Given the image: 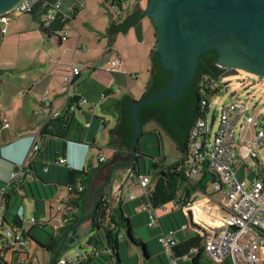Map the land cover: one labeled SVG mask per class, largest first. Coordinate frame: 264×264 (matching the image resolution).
<instances>
[{
    "label": "built area",
    "instance_id": "built-area-1",
    "mask_svg": "<svg viewBox=\"0 0 264 264\" xmlns=\"http://www.w3.org/2000/svg\"><path fill=\"white\" fill-rule=\"evenodd\" d=\"M119 14L122 8L118 3L125 0H106ZM85 4V0H75L67 10L62 8V0H19L12 8L0 13L1 35L7 32V26L11 18L22 15H33L40 19L42 28L48 32L58 33L60 41L68 39L73 27V20L78 9ZM60 22V23H59ZM56 24H60L55 27ZM56 28V31L52 29ZM82 49L87 48L83 45ZM120 62L117 58L112 61V66ZM81 72V68L73 66L72 74L64 77L69 85L67 98H76V90L71 88L74 78ZM214 79L210 75H204L200 79V110L201 114L193 123L187 138L185 159L176 166L184 177L202 178L208 174V182L212 185L215 193L222 194L219 201H215L212 195H206L202 214L205 218H196L193 208V197L179 188L175 199L165 204L160 209L165 213L182 210L188 217L189 222L182 225L181 230L192 229L203 238L200 246H193L189 254L177 257L173 248L179 242L177 230L164 231L159 241L168 252L172 264H180V260H188L198 254L201 249L204 257L213 264H260L264 262V114L260 110H249L245 101L233 99L220 106L219 115L213 112L217 123H210L207 119L208 112L214 107L213 98L206 96L207 91L214 92L217 85H213ZM215 93V92H214ZM86 98L71 103L68 111L74 112L80 104L86 103ZM61 115L58 110H53L48 117L54 118ZM10 123L6 118L2 120V129L8 128ZM239 135L236 136V129ZM40 148L37 137L32 135V140L24 158L12 166L5 184L0 186V250L4 252L0 263L7 264H45V257L38 256L37 251L31 253L24 232L33 224H49L55 232L66 225V214L74 210L69 205L72 192L84 190L81 185H67V194L57 204V210L63 212L61 218L48 219L45 215L27 217L23 204H18L16 210H11L14 197H22L25 194L23 185L32 177L29 167L33 161V155ZM104 161L101 156L94 162L95 166ZM58 164H68L65 157L57 160ZM247 168L248 174L256 176L248 181L239 176V171ZM47 170V169H46ZM129 178L141 188L139 197H142L140 210L149 213L148 224L154 226L159 223L158 209H155L147 200L154 191L155 183L152 176L143 172H136L129 168ZM15 184V191L10 192L9 187ZM138 196L131 194L129 200H135ZM52 201V200H49ZM50 206V214L53 209ZM16 220L18 221L16 223ZM19 250L22 257L15 259L13 252ZM63 251V250H62ZM57 257L55 264H78L85 257L86 251L79 249L75 254ZM50 257V255H49ZM47 256L46 264H53V259ZM49 260V261H48Z\"/></svg>",
    "mask_w": 264,
    "mask_h": 264
},
{
    "label": "crops",
    "instance_id": "crops-1",
    "mask_svg": "<svg viewBox=\"0 0 264 264\" xmlns=\"http://www.w3.org/2000/svg\"><path fill=\"white\" fill-rule=\"evenodd\" d=\"M74 1L62 0V8L67 10ZM105 3L110 6L109 3ZM145 6L141 2L129 9H125L124 6L117 19L110 20V22L120 24L133 10L142 12ZM79 11L75 14L70 36L64 41H60L58 35L44 31L38 17L26 14L11 19L9 26H7L8 35H2L0 41V75L14 79L18 77L17 84L13 85L17 91L14 93V89L11 87L13 90L10 89L8 92L10 93L8 97L11 99L7 103V112L19 118L16 123V131L11 132L9 130L12 127L11 123L8 128L2 129L3 144L14 142L12 145H18L14 154L8 152L5 154L8 159L10 158L9 162L12 166L13 163H18L24 158L31 143L32 135L37 137V142L41 146L46 144L47 137L40 136V133L53 110H58L62 115L69 113L67 112L69 105L78 102L81 98H86L87 102L80 104L74 112H70L68 140L65 149V157L69 167L88 169L90 163L103 156V167L96 173V178L105 171L107 176L113 162L130 157V153H127L130 148L127 146L119 145L114 140H112L114 144H109L110 131L121 122L118 101L125 94H130L137 100L148 92V84L153 74L152 55L156 43L154 26L148 16L142 15L122 33L117 32L112 39L111 46H109L106 28L110 22L105 23L106 20H104L102 23L100 20L97 27L92 26L89 21L92 17L89 16L87 22L84 17L79 18ZM24 43L27 45L23 48ZM83 45L87 48L85 51L82 49ZM117 58L120 59V62L113 67L112 61ZM73 66L81 68L80 74L74 78L70 85L77 92V100L75 99V101L67 98L69 85L64 80L66 75L72 74ZM0 80L2 81V78ZM9 88L10 85H8ZM145 134L147 132L142 134L140 139ZM102 148L111 151V158L107 162H105L106 157L102 153ZM155 161L158 162V160ZM125 168L129 171L130 167H117L112 186L106 190L109 193L112 192V196L114 195L115 206L119 205V199L125 201L122 182L116 181L120 169ZM158 175L156 178H152L153 183L158 179ZM8 176L9 173L0 172L1 180H7ZM191 178H193L191 183L184 184L181 182L182 187L180 188L186 193L187 190L190 191L189 196L193 197L197 203H194L193 206L197 212L196 218L209 220L207 216L202 214V208L207 201L206 192L202 191V186L199 183L201 178ZM195 184L197 187L193 188ZM93 187L86 200V211L87 207L93 203L94 192L91 196ZM96 189L97 187L94 191ZM139 194L135 195L139 197ZM201 194L204 196L198 197ZM138 197L135 200L138 203L135 209L139 211L142 220L149 219V213L139 209L142 201H139ZM126 212L128 213V211ZM157 212L159 224L162 226V232L159 233L161 235L167 231L163 227L162 220L168 221L166 217L169 220L171 217L160 208ZM45 214L46 211L43 215ZM175 217L180 223L177 215ZM181 224L184 225L185 223ZM147 246L150 251L149 242ZM46 254L50 255L48 252Z\"/></svg>",
    "mask_w": 264,
    "mask_h": 264
},
{
    "label": "trees",
    "instance_id": "trees-1",
    "mask_svg": "<svg viewBox=\"0 0 264 264\" xmlns=\"http://www.w3.org/2000/svg\"><path fill=\"white\" fill-rule=\"evenodd\" d=\"M106 2V0L104 1ZM119 8L124 7V2L118 3ZM141 16L140 12H135L132 16L122 20L120 24H116L117 29L125 30L128 26L132 25L138 17ZM60 23V22H59ZM60 24H56L55 27ZM52 29V31H56V28ZM44 31H47L43 29ZM2 39V35L0 34V41ZM217 61V53L215 51H209L202 53L197 69L194 73V77L188 85L187 89L182 93V95L176 99L174 103L170 102V98L156 101L150 104L141 105L138 108V114L142 123V126L148 124L149 122H155L163 131H165L169 137L177 144L179 149L182 151L185 150V143L187 141L186 137L183 136L182 133L179 132L185 131L187 128L188 132L201 114L199 101L201 98L200 95V77L204 75L210 76H219L222 73L221 67L216 65ZM210 63V64H209ZM152 64H153V74L151 81L148 84V92L141 98H145L147 96L153 95L164 89L172 80V73L170 71L165 70L162 67V64L159 59L158 52L154 50L152 55ZM77 100V98H73V101ZM135 102V99L130 94H125L119 101L118 106L121 111V122L114 129L110 131V141L109 144H114L112 139H114L115 133L121 134L123 136V142L131 147L133 131H134V120L132 116V106ZM69 112V111H67ZM71 113H66L64 115H59L54 118H50L42 127L40 136L47 137L46 144L40 145L38 151H36L33 155V161L31 163V167H29L32 177L27 180V182L23 185L25 190V194L22 197L30 196L37 203L41 200L47 202L46 200H51L49 198V192L51 195H54V189H58V185H81L84 190L81 192H72L70 197L69 205L74 207V210L70 213L66 214V225L60 228L62 232L61 236L57 235L55 230L52 229L49 224H33L30 226L28 230L24 232V237L28 241V237L33 239L32 230L36 227H40L44 230L51 228L53 230L51 232V240L48 244H43L39 242L35 237L34 241L36 243V248L38 245L41 248L50 254V257L53 259L57 249L59 248L63 235L89 211H86V200L90 190L92 189L94 178L98 170L103 167V163H99V165L95 166L94 162L89 164V168L76 169L71 168L67 164H58L57 160L60 157H65V149H66V141L68 140L67 132L70 123V115ZM2 121L0 122L1 127ZM178 131V133H176ZM2 134V133H1ZM139 150V147L137 148ZM129 153V151H127ZM66 158V157H65ZM138 159V157H137ZM179 163L174 164L172 173H168L165 171L158 175V179L155 182L154 191L149 195L147 200H149L152 206L155 209H159L165 204H169L172 202L179 190V185L181 180H186L189 178L184 177L179 171H176V166ZM16 163H13V166ZM156 165V163H155ZM131 167V169L136 172H142L139 168V163H136ZM47 169V170H46ZM109 173V171H108ZM107 173V175H108ZM165 175H169V178L165 177ZM209 175L206 173L200 179L199 183L202 186V191L206 192L207 182L209 180ZM39 179L41 182L42 190L39 186L40 183L36 181ZM6 181L0 179V186L5 184ZM197 184L193 185V188H196ZM16 189L15 184H12L9 187L10 192H14ZM109 192H101L98 194L97 198V209L92 219L90 220V230L93 232L87 238V245L89 248L84 249L86 251L85 257L79 261L78 264H102V261H106V255L111 257L113 253H117L118 245H119V234L122 230L126 231L127 235H130L132 242L137 245L144 246L146 248L145 255L147 257H151L147 242L144 240L138 239L135 235V227L132 218L138 212L136 211V206L138 203L135 200L121 201L119 199L118 206H112L109 202L108 197ZM187 195H190V191L187 190ZM142 201L144 200L142 197H138ZM132 202V203H129ZM197 204V203H195ZM126 205V208H124ZM194 206V205H193ZM128 211V213L126 212ZM171 214L175 217V212L172 211L167 213L169 217ZM139 215V212H138ZM140 217V215H139ZM172 218V217H171ZM173 223V219H171ZM176 219V217H175ZM177 221V220H176ZM18 221L16 220V223ZM177 226L181 229V223H178ZM173 224L174 230H176V225ZM80 226L77 227V230ZM184 231H188V235L179 238V242L173 248L174 254L177 257H181L184 254H189L190 250L193 246H200L202 241V236L198 232H192L190 229H186ZM99 243H102L100 247ZM29 245V242H28ZM28 249V247H27ZM22 254L21 251L15 250L13 255L16 258ZM4 252L0 250V259H3ZM202 249L201 251L192 257V264H202L201 258L203 257ZM102 258V259H100ZM7 264V262L0 263ZM112 264H121L120 257L116 258V261H112ZM228 264V263H223Z\"/></svg>",
    "mask_w": 264,
    "mask_h": 264
},
{
    "label": "water",
    "instance_id": "water-1",
    "mask_svg": "<svg viewBox=\"0 0 264 264\" xmlns=\"http://www.w3.org/2000/svg\"><path fill=\"white\" fill-rule=\"evenodd\" d=\"M18 2L19 0H0V13L9 10ZM135 12H140L141 16L146 15L151 19L156 34L154 50L158 52L162 67L172 73V80L158 93L135 100L132 106L134 131L129 150L130 157L110 165L106 181L94 191L92 211L63 235L53 257V264L67 241L69 244L74 242L77 227L92 219L97 209L98 194L111 186L117 167H129L138 163L137 148L142 134L151 130L161 132L165 148L163 162L168 166L176 164L184 157L185 150L179 149L155 122L142 126L138 114L141 105L168 98L174 103L193 79L201 54L209 51L217 53V66L228 69L221 74L222 77L240 69L264 76V0H147L142 12L133 10L124 19ZM123 31L117 29L116 24L112 22L108 24L106 33L109 37V46L114 35ZM114 136L112 140L119 145L127 146L121 134L115 133ZM13 143L1 145L0 155ZM142 250L145 254L144 246Z\"/></svg>",
    "mask_w": 264,
    "mask_h": 264
},
{
    "label": "rangeland",
    "instance_id": "rangeland-1",
    "mask_svg": "<svg viewBox=\"0 0 264 264\" xmlns=\"http://www.w3.org/2000/svg\"><path fill=\"white\" fill-rule=\"evenodd\" d=\"M105 0H86L85 4L81 6L78 10L79 11V18L84 17L86 21L88 22L89 19H87L89 16L92 17L89 21L91 22L92 26H98V21L101 20L103 23L104 20H106L105 23H109L110 20H116L118 17V14L115 13L113 8L109 5H107ZM107 2V1H106ZM147 4V0H125L124 1V6L125 9L133 8L137 5V3ZM108 3V2H107ZM27 15V14H26ZM13 19V18H11ZM10 24V23H9ZM9 26V25H8ZM55 34V33H52ZM56 33L55 35H57ZM4 35H8L7 32ZM25 44L23 45V48L25 47ZM32 48V46H31ZM2 81L0 80V122L4 118H8V122L12 124L11 132L16 131V123L19 121V118H17L15 115H12L11 113L7 112V106L8 102L10 101L11 98L8 97V93L11 89V87L14 89H11L14 91V93L17 91L16 87L13 85L17 84V78H8V77H1ZM214 79V84L217 85V90L214 92L212 91H207L206 96L209 98H213L215 101L214 107L208 112L207 114V119L208 121L212 124L217 123V118L213 117V112L215 110V113L219 115L220 112V106L224 103H227L233 99H237L239 101H245L247 102L249 106V110H260L264 114V76L256 75L250 72H247L245 70H237V72L234 71V73L227 75L225 77H222L219 75L217 78L212 76ZM8 85H10V88L8 89ZM84 104V103H83ZM30 114V113H29ZM2 126V124H1ZM1 128V127H0ZM5 133V131H4ZM236 136L239 135V129H236L235 132ZM4 143V138L3 135H0V144ZM18 145H11L8 149L4 150L2 152V155H0V172L4 173H9L12 169V165L9 162L8 157L5 155L6 152L10 154H14L15 151H17ZM139 149L138 151V163H139V168L143 173L150 174L152 178H156L157 175L162 171L165 173H172L173 166H168L165 164L164 161V155H165V148H164V142H163V137L160 131L158 130H151L147 132L141 139H139ZM98 153V152H97ZM102 153L106 157V161H109L111 158V151L106 148H102ZM261 154H264V148L261 150ZM155 160H158V165ZM187 162L188 160L185 159V154L184 157L177 163L181 162ZM96 161V160H95ZM11 166V167H10ZM173 169V170H172ZM104 173V175H103ZM102 174H99L94 180L93 183V191H91V196L93 195L94 189L102 183H104L108 177L106 176V171L103 172ZM239 176L241 178H246L248 181H251L256 175L255 174H248L247 168L243 167L239 171ZM165 177L169 178V175H165ZM193 178L186 179V180H181L182 183L188 184L191 183ZM7 181V180H4ZM40 181V180H39ZM39 186L42 190V195L43 194V189L41 186V182H39ZM116 181H121L123 185V196L124 200L128 201L129 196L131 194H139L141 192V188L134 184L132 180L129 178V171L127 168L125 169H120V174L117 175ZM181 182L179 187L181 186ZM114 183V182H113ZM112 186V183H111ZM107 187L105 190L101 192H107L106 190L111 187ZM49 192V198L52 201L44 202V201H39L36 205V201L31 198L30 196H25V197H14L13 199V205L11 210H16L17 205L23 203L24 208H25V215L27 217H40L43 215L44 211H46L45 217L51 220H54L56 217L61 218L63 216L62 211L57 210V204L62 201V199L66 196L67 194V188L66 185L61 184L58 185V189H54V195H51L50 191L47 189ZM100 192V193H101ZM109 192V191H108ZM110 192V197L108 198L109 202L112 204V206H115V199L114 195L112 196ZM206 195H212L215 201H219L222 197V194L215 193L213 190L212 185L207 182L206 186ZM204 196V194L199 195L198 197ZM48 202L52 203L53 209L51 210V214L49 212L50 206ZM201 206V205H200ZM93 208V203H91L87 207V211L91 212ZM139 212V211H138ZM138 212L134 215L133 221H134V227H135V235L138 239L141 240H146L147 244L149 242L150 244V255L151 257H147L143 250L142 246L135 244L132 242L131 238L127 235L126 231L122 230L119 234V245L117 249V253H113L111 251L112 255L111 257L109 255H106L108 262L102 261V264H112V261H116V258L120 257L121 264H172L171 263V258L168 254V252L164 249L162 244L159 241V233L162 232V226L157 222L155 225L156 226H150L148 224L149 219H144L142 220ZM141 212V211H140ZM148 212V211H147ZM175 215H177L179 222L180 223H188L189 219L186 217L183 213L182 210H177L174 211ZM162 217V216H161ZM174 223L176 224L177 221L174 217V215H171ZM168 221H165L164 219L162 220L163 227H165L166 230H169L170 228H173L172 223L170 222L169 218L166 217ZM90 220L83 222L78 231L77 235L75 236L74 242L70 243L67 241L65 248L62 251V255L66 254H75L77 250L81 249H86L89 248L87 245V238L93 233L90 230ZM176 230L179 234V238L185 236L186 234L188 235V231L181 230L177 224ZM182 227V225H181ZM51 228H48L47 230H44L40 227H36L32 230V235L39 241L42 242L43 244H48L51 240ZM190 231L195 232L194 230L190 229ZM192 232V234H194ZM61 231L56 232L57 235H62ZM177 234V235H178ZM181 235V236H180ZM31 237H28V249L30 252L33 254L37 251L38 256L45 257V264L47 263V256L49 255L46 254V252L41 248L40 245L36 248V243ZM100 247L102 246V243H99ZM18 257H22V254H20ZM50 258V257H49ZM102 259V258H100ZM49 261V260H48ZM202 264H213L211 261H209L206 257L201 258ZM181 264H192V256L188 260H180ZM260 264H264L260 263Z\"/></svg>",
    "mask_w": 264,
    "mask_h": 264
},
{
    "label": "flooded vegetation",
    "instance_id": "flooded-vegetation-1",
    "mask_svg": "<svg viewBox=\"0 0 264 264\" xmlns=\"http://www.w3.org/2000/svg\"><path fill=\"white\" fill-rule=\"evenodd\" d=\"M210 64V63H209ZM222 69V73L221 74H223V73H225L228 69H226V68H221ZM235 72H237V71H235ZM200 79H201V77H200ZM192 127V126H191ZM191 129V128H190ZM190 131V130H189ZM176 133H178V131H176ZM180 133H182L183 134V136L184 137H186V134L188 135L189 134V132H188V130H187V128L185 129V131L183 130V132H179V134ZM187 138H188V136H187ZM186 144H187V141H186V143H185V148H186ZM177 145V144H176ZM159 162V161H158ZM158 162H156V164L158 165Z\"/></svg>",
    "mask_w": 264,
    "mask_h": 264
}]
</instances>
